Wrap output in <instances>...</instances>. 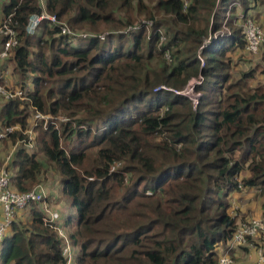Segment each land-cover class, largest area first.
I'll use <instances>...</instances> for the list:
<instances>
[{"label": "trees", "instance_id": "16d2710c", "mask_svg": "<svg viewBox=\"0 0 264 264\" xmlns=\"http://www.w3.org/2000/svg\"><path fill=\"white\" fill-rule=\"evenodd\" d=\"M233 3L245 19L264 0H45L47 14L92 35L73 39L48 21L26 34L38 0L0 1V22L11 16L18 42L8 61L18 87L29 84L25 100L1 103L2 127L24 129L29 108L70 118L57 130L40 122L35 151L19 148L9 162V187L27 192L47 168L57 173L75 212L61 223L71 264H216L237 227L231 195L258 189L264 198V88L250 85L258 65L234 70L235 54L246 55L236 7L230 34L201 50L202 66L198 56ZM141 19L153 23L147 35ZM199 76L196 106L173 93ZM23 138L9 134L13 144ZM37 206L15 217L0 264H66ZM261 209L264 218V199Z\"/></svg>", "mask_w": 264, "mask_h": 264}, {"label": "built area", "instance_id": "2783aa9c", "mask_svg": "<svg viewBox=\"0 0 264 264\" xmlns=\"http://www.w3.org/2000/svg\"><path fill=\"white\" fill-rule=\"evenodd\" d=\"M45 0H38V5L41 9L39 14H32L28 18V22L25 28L27 35H33L37 27L42 21H48L50 24H54L59 26L60 31L62 34L70 36L73 39L79 38H88L92 37L91 34L86 33H79L76 34L71 29L62 22H59L57 18L53 15H49L46 13L44 9ZM231 7H236L238 9V23L242 27V31L245 35V53L248 55L256 56L259 52V48L264 41V34L261 27L256 23L255 20L252 18H245L243 19V13L239 5L233 3L229 6L228 10L226 11V19L223 21L221 30L217 33H209L206 39L203 40V45L200 47L198 52L199 59L201 61V66L204 64L203 60L200 58L201 50L208 46L213 38H216L219 34L220 35H228L230 34L228 28L226 27V21L229 19ZM11 16L5 17L0 22V37L4 38V43L2 45V49L0 51V62L7 60L11 54L12 50L17 46V38L15 31L9 25V18ZM242 19V23L240 20ZM140 23L146 27L147 29L152 28V21L149 20H142ZM132 25L129 26L127 29H124V33L133 31L139 26ZM160 44L164 42V34L162 31L158 32ZM107 36V33L99 34L97 37L100 40H103ZM166 60L170 61V56L168 53L165 54ZM203 79L199 76L196 79H192L187 84L188 88L184 89L183 91H173L177 95L187 96L189 92H191L196 85L201 84ZM162 89H166L164 87H160ZM186 93V94H185ZM26 91L21 88H16L15 90L6 89L2 84V77L0 76V97L4 101H10L14 99H24ZM194 106L197 105L199 100V95L194 94L191 98L188 97ZM35 121L42 122L44 128L49 127L50 125L54 127V129H58L55 125V120L57 117H54L49 114H41L35 111ZM50 120L49 123L47 121ZM60 120L64 123L68 122L70 119L63 116ZM37 123H35L29 131L25 132L26 138L21 139L19 142L23 144V148H31L34 146L33 140L35 137V128L37 127ZM18 129V127H6L5 129H0V142L5 140L9 134L13 132L14 129ZM115 167H112L111 171H113ZM10 177L9 173L6 169H0V209L2 211V218L0 220V251L2 249L3 240L12 225L13 221L16 217V212L18 210H23L28 207L30 204H39L41 206L42 214L44 216L45 222L50 224H54L55 232L61 240H63L64 245L62 247V255L66 258V264H71L72 258V248L67 240V233L64 230L63 226H61V217L60 213L54 211L48 204L44 203L45 201V191L42 189L40 184L35 185L30 191L27 192H17L11 190L9 187ZM258 234L264 235V219H250V220H240L237 222L236 230L233 234L232 239L229 243H232L235 246H242L247 244L248 240L251 238L256 237ZM216 264H233V261L230 257L224 255L223 257H219Z\"/></svg>", "mask_w": 264, "mask_h": 264}, {"label": "crops", "instance_id": "0c3cea01", "mask_svg": "<svg viewBox=\"0 0 264 264\" xmlns=\"http://www.w3.org/2000/svg\"><path fill=\"white\" fill-rule=\"evenodd\" d=\"M250 15H251L250 18L252 19L255 18L254 16H258L260 20V24L264 28V4L251 10ZM260 24L258 25L260 26ZM239 54L240 53H236L235 58L233 59L235 64L234 67L235 72H239L242 70H249L253 66L255 67L258 65V70L255 73V78H254L255 80H253L250 83V85L253 86L256 83H259L264 88V55L259 59L257 63H253V62L248 63L246 59L247 57H249L248 54L245 53L246 55L242 57H240L241 54L240 55ZM2 75L5 78L4 74ZM3 102L5 101L3 100ZM53 198H57V196ZM263 199L264 198L260 195V191L258 189L242 190L233 193L231 195V212L233 216L236 218V223L239 222L240 220H250L252 218L264 219L262 218L263 216L261 209ZM51 202L47 204L54 211L60 213L61 223H63L64 219L68 216L67 206L65 205L64 208L62 206H57L59 208H56L52 206ZM54 202L57 203L56 201ZM40 207L41 206L38 207L39 210H41ZM28 210L29 209L24 211L18 210L16 212V218L22 219L27 217L28 219L29 218V216L27 215ZM1 218H2V211L0 209V220ZM218 255L219 257H223L224 255L230 257L233 261V264H264V235L258 234L256 237L249 239L247 244L242 246H235L232 243L228 242L226 245L221 246L218 249Z\"/></svg>", "mask_w": 264, "mask_h": 264}, {"label": "rangeland", "instance_id": "374dc122", "mask_svg": "<svg viewBox=\"0 0 264 264\" xmlns=\"http://www.w3.org/2000/svg\"><path fill=\"white\" fill-rule=\"evenodd\" d=\"M229 17H230V15H229ZM254 17L255 18H253V20L255 19L256 20V23L260 24V20H259L258 16H254ZM0 20H1V13H0ZM142 20H146V19H141V21ZM260 27H261V29H263L262 31H264V28H263V26L261 24H260ZM111 30H104L101 33H107V32L114 31V30H112V31ZM150 30H151V28L146 30V32H147L146 35L149 34ZM70 31H72V30H70ZM72 32H74L76 34H79V33L89 34L90 33V32L85 31V30L77 31V32L76 31H72ZM1 49H2V46L0 48V51H1ZM263 52H264V41L261 44V46L259 48V52H258V54L256 56H254V55H251V56L248 55L249 57L246 58L247 61H248V63H252V62L253 63H257L259 61V59L264 55ZM200 58L202 59L201 55H200ZM8 59L5 60V61L0 62V76L2 77V84H3V86L6 89L15 90L16 88H20V87H18L19 85H18V82H17L18 81V77L13 74V64L10 63L8 61ZM2 74H4L5 78L3 77ZM189 81H188V83H189ZM187 84L184 86V88L182 89V91L184 89H187L188 88ZM28 86H29V84L25 88L26 91L29 89ZM172 91H174V90H172ZM194 94H197V93L193 89L191 92H189V94H187V96L191 98ZM197 95H199V94H197ZM25 99H26V97L24 99H18V100L20 101V100H25ZM2 102H3V100L0 99V104ZM29 112H30V114H29V118L27 120L26 127L24 129H22L19 126H14V127H18V129L15 128L13 130V132H15V131L21 132V134L24 136V138H26L25 132L26 131H29L31 129V127L35 123H37L38 126L40 125L39 122H36L35 121V118H34L35 111H33L32 108H29ZM63 116L67 117L66 115H58V116H56L57 119L54 121L55 122V125H56V127L58 129H59V125L60 124H64V122H62L60 120V118L63 117ZM49 122H50V120L47 121V123H49ZM0 129H5V128L2 127L1 121H0ZM19 141H16V143L13 144L11 142V140L9 139V135H8L5 140H3L2 142H0V169H7L8 168L9 162L11 161V159L13 157V154H14V152L17 149H19V148L25 149V148H23V144L20 143ZM34 147L35 146H32L31 148H26L25 150L28 153H33L35 151V148ZM47 170L48 171H47V173H45V176H44V178H43V180L41 181V184H40V186L42 187V189L45 191V201H44V203L47 204V203H49V202L52 201L51 202L52 206H54L56 208H59L57 206H62L64 208V206L66 205V202H65V198L61 195L60 184L58 182V177L59 176L57 175V173L53 169L50 170V168H47ZM9 172L12 173V171H9ZM55 196H57V198H53ZM54 201H56L57 203H55ZM33 207H35V206H33ZM37 207H39V206H37ZM67 209H68L67 210L68 216L70 215L72 217V219L75 220V212H74V210L71 207H68V206H67ZM252 219H254V218H252ZM66 231L68 232V230H66Z\"/></svg>", "mask_w": 264, "mask_h": 264}]
</instances>
